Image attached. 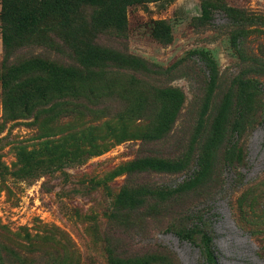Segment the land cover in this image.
<instances>
[{"label": "rangeland", "instance_id": "rangeland-1", "mask_svg": "<svg viewBox=\"0 0 264 264\" xmlns=\"http://www.w3.org/2000/svg\"><path fill=\"white\" fill-rule=\"evenodd\" d=\"M129 1L122 26L95 27L91 10L80 12L92 46L143 66L97 73L105 81L94 90L108 115L100 104L71 129L24 113L13 120L0 85V239L24 264H204L201 242L173 233L192 207L205 224L199 231L209 230L214 264H264V0ZM201 5L234 22L215 15L212 27H194ZM200 54L213 68L211 83ZM1 56L0 41V73ZM164 86L183 101L156 138V90ZM70 130L79 140L67 151L80 162L24 167L43 163L50 149L58 157ZM92 137L103 146L97 155ZM143 158L167 160L170 169L136 174ZM130 186L128 206L121 194Z\"/></svg>", "mask_w": 264, "mask_h": 264}, {"label": "trees", "instance_id": "trees-1", "mask_svg": "<svg viewBox=\"0 0 264 264\" xmlns=\"http://www.w3.org/2000/svg\"><path fill=\"white\" fill-rule=\"evenodd\" d=\"M129 0H0V41H1V107L10 119L18 117L19 113L28 115L33 121L41 119L59 120L61 127L72 128L74 118L82 113L95 114L102 104L101 112L108 115V105L102 102L94 90L105 81L101 73L113 74L121 71L142 69L140 62L111 50L92 46L84 28V19L80 12L90 9L89 22L95 27L123 25V5ZM221 16L233 23L234 18L226 11L212 13L201 5V15L195 20L194 27H212L213 17ZM91 27V25H90ZM33 50H37L34 52ZM202 55V54H200ZM205 67L209 71L210 83L213 71L210 61L203 57ZM141 66V68H140ZM126 68V69H125ZM121 73V72H120ZM100 77V78H99ZM160 101L157 137H163L174 123L183 98L182 93L171 87H161L156 90ZM224 119L216 117L214 125ZM92 132V130H90ZM70 131L61 134L59 143L65 145L58 157L52 149L41 159L29 163L28 169L37 171L60 161L80 162L82 156L71 153L75 150L73 144L79 139ZM92 144H99L98 139L91 138ZM56 144L55 141H49ZM94 145L91 153L97 155L103 151V146ZM171 162L152 158H143L133 165L132 171L158 173L169 171ZM195 163V162H194ZM197 165V163H195ZM27 175V174H24ZM132 191V192H131ZM134 190L131 186L121 194L124 205H133ZM212 198V197H211ZM192 208V207H191ZM190 208V209H191ZM188 210L187 221L182 228L173 230L175 237L183 242L193 243L194 239L201 242L204 252V264H214L215 258L210 248L209 230L199 229L205 224L200 218H195L194 208ZM1 230V228H0ZM0 264H24L19 260V254L9 248L0 239ZM118 264V263H117Z\"/></svg>", "mask_w": 264, "mask_h": 264}]
</instances>
